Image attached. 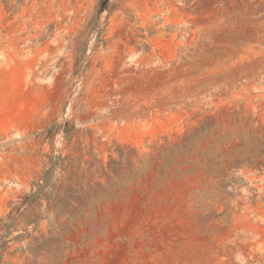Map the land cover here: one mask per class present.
I'll list each match as a JSON object with an SVG mask.
<instances>
[{
  "label": "rangeland",
  "instance_id": "1",
  "mask_svg": "<svg viewBox=\"0 0 264 264\" xmlns=\"http://www.w3.org/2000/svg\"><path fill=\"white\" fill-rule=\"evenodd\" d=\"M0 264H264V0H0Z\"/></svg>",
  "mask_w": 264,
  "mask_h": 264
}]
</instances>
